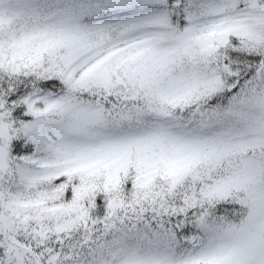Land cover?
<instances>
[{
    "label": "snow or ice",
    "instance_id": "snow-or-ice-1",
    "mask_svg": "<svg viewBox=\"0 0 264 264\" xmlns=\"http://www.w3.org/2000/svg\"><path fill=\"white\" fill-rule=\"evenodd\" d=\"M0 264H264V0H0Z\"/></svg>",
    "mask_w": 264,
    "mask_h": 264
}]
</instances>
